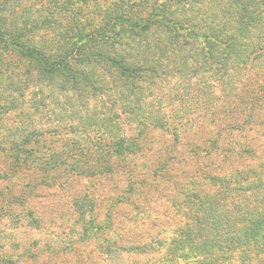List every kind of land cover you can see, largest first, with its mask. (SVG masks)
I'll use <instances>...</instances> for the list:
<instances>
[{"label": "trees", "instance_id": "1", "mask_svg": "<svg viewBox=\"0 0 264 264\" xmlns=\"http://www.w3.org/2000/svg\"><path fill=\"white\" fill-rule=\"evenodd\" d=\"M165 96L178 102L165 110ZM259 107L264 0H0V158L13 172L34 170L37 182L120 175L163 132L174 146L161 170L185 175L167 163L179 137L191 157L209 156L216 141L200 145L196 127L184 135L188 114L226 122L230 134L242 128L234 115L252 119ZM210 166L171 199L173 224L129 251L153 252L149 264H264V163Z\"/></svg>", "mask_w": 264, "mask_h": 264}, {"label": "rangeland", "instance_id": "2", "mask_svg": "<svg viewBox=\"0 0 264 264\" xmlns=\"http://www.w3.org/2000/svg\"><path fill=\"white\" fill-rule=\"evenodd\" d=\"M163 102L166 110L178 101L171 103L172 99L165 96ZM253 114H256L255 118L251 117L255 123L246 111L234 115V123L242 128L230 134L223 130L226 122L201 125L188 114L190 120L186 121L184 135L196 127L202 130L199 134L203 138H196L200 145L209 146L210 138L216 141L209 156L200 152L191 157L188 138L180 136L178 143L175 141L177 161L167 162L179 174L181 168H186L187 173L179 177L167 178L160 168L162 161H167L165 155H169L165 147L174 146V136L164 132L151 150L135 155L134 165L130 163L122 174L106 178L62 173L58 182L41 183L37 182L38 174L34 170L13 172L11 161L0 158L2 260L7 264H149L153 252L140 254L128 248L150 240L173 224L171 199L177 198V190L188 180L195 179L198 183L204 180L203 172L193 171L205 168L207 163L211 164L210 171L215 166L226 171L264 163V109L256 108ZM43 120L49 126L57 122L49 117ZM244 120L249 124L242 125ZM131 124L137 131L134 121ZM160 133L154 130L153 136ZM215 148L218 152H213ZM27 180L28 185L24 184ZM84 198L87 201L82 207L80 202ZM110 249L112 252L105 254ZM242 255L238 250L233 258L237 262Z\"/></svg>", "mask_w": 264, "mask_h": 264}]
</instances>
